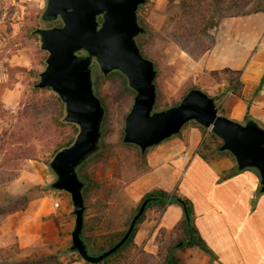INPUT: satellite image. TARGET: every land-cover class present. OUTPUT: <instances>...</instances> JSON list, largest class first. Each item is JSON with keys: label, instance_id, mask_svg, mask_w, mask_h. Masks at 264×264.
<instances>
[{"label": "rangeland", "instance_id": "1", "mask_svg": "<svg viewBox=\"0 0 264 264\" xmlns=\"http://www.w3.org/2000/svg\"><path fill=\"white\" fill-rule=\"evenodd\" d=\"M45 4L46 0H0V205L16 202L22 209L15 212H21L34 200L36 209L62 212L64 219L59 235L66 239L60 247L39 236L21 247L13 231L2 233L3 222L9 214L0 215V264H17L26 258L39 260V264H53L49 256H58L56 251L71 241L74 216L70 213V194L50 187L54 173L49 161L57 150L73 141L78 126L66 121L68 124L57 123V116L64 119L63 102L50 88L36 91L33 88L45 66L47 52L40 48L39 37L32 35L31 30L60 24L59 20H41ZM262 5L264 0H146L140 5L138 17L148 31L141 49L154 62L157 71L154 108L162 110L174 105L194 85L220 102L224 87L219 83L234 80L233 76L227 70L203 69L197 63L201 55L195 56L211 44L215 30L225 20L243 16L240 14ZM212 19L218 25L203 34ZM91 70L94 91L104 102V116L100 147L80 164L78 175L87 185L82 234L91 251L98 253L104 235L122 232L128 227L136 206L147 193L134 198L142 184L138 179L147 166L146 152L143 155L137 146L122 141L124 118L135 92L121 72L118 71L123 76L107 77L95 62ZM190 124L197 126L201 133L198 150L204 140L209 141L211 131L200 124ZM216 142L220 144L219 140ZM24 154L28 158L18 157ZM56 200L58 206L54 205ZM160 211L146 209L143 219ZM67 214L68 222L65 221ZM44 219V216L38 218L30 226L38 230ZM143 219L137 223L136 231ZM170 240L163 237L165 249ZM60 257L63 263L73 260L90 264L76 253ZM146 257L145 252L127 245L102 264H139ZM177 257L186 264L184 258Z\"/></svg>", "mask_w": 264, "mask_h": 264}, {"label": "water", "instance_id": "2", "mask_svg": "<svg viewBox=\"0 0 264 264\" xmlns=\"http://www.w3.org/2000/svg\"><path fill=\"white\" fill-rule=\"evenodd\" d=\"M146 0H46L40 18L59 20V25L35 27L40 48L47 52L45 66L34 88H50L64 104V120L78 126L73 141L57 150L49 167L54 173L50 187L70 194L73 227L70 249L95 264L115 253L130 236L151 197H145L122 236L99 253H89L83 241L85 203L77 167L100 147L104 107L94 91L91 65L103 74L121 72L135 92L124 118V143L140 152L176 135L188 122L208 128L220 139L218 150L229 151L239 170L252 168L264 193V127L253 119L238 122L219 112L215 99L201 88H190L177 104L162 110L157 100L156 68L143 55L136 38L146 31L139 23L138 7ZM184 211L185 207H183Z\"/></svg>", "mask_w": 264, "mask_h": 264}, {"label": "crops", "instance_id": "3", "mask_svg": "<svg viewBox=\"0 0 264 264\" xmlns=\"http://www.w3.org/2000/svg\"><path fill=\"white\" fill-rule=\"evenodd\" d=\"M214 33V43L197 63L209 72L227 70L234 78L219 83L224 87L222 99L216 101L219 112L264 126V12L228 18ZM200 138L199 128L188 122L176 135L148 148L147 167L138 179L142 184L135 200L145 192L162 189L190 202L191 223L204 249H177L175 255L186 264H264V193L258 173L252 168L234 171L236 163L227 155L203 158L197 152ZM34 205L33 200L25 210L7 215L2 233L13 231L21 247L39 236L61 247L66 239L59 235L64 214ZM43 216L46 219L38 230L33 229L30 224ZM183 216L184 209L177 203L147 216L133 237L135 248L161 260L163 237L173 238V228ZM66 218L68 222V214Z\"/></svg>", "mask_w": 264, "mask_h": 264}, {"label": "trees", "instance_id": "4", "mask_svg": "<svg viewBox=\"0 0 264 264\" xmlns=\"http://www.w3.org/2000/svg\"><path fill=\"white\" fill-rule=\"evenodd\" d=\"M200 0H198L199 2ZM190 5H194L190 4ZM253 12H264V6L262 5L261 7L255 8L253 10H249L247 12H244L243 14L240 15H247L249 13H253ZM139 19V23L142 25V23L140 22V18ZM217 24V20H211L210 23H208V26L203 30V34H206L207 29H211L213 27H216ZM148 31L146 30L144 33L140 34L137 37V44L140 47V50L142 52L141 49V45L144 44V36H146V33ZM214 43V37L213 40L211 41V44L207 47L202 49L197 56L202 55L208 48H210L212 46V44ZM143 53V52H142ZM144 54V53H143ZM114 75H120L123 76L121 73H119L118 71L114 70L108 73L107 77H111ZM156 78H157V73H156ZM156 78H155V84H156ZM98 84V81H96ZM192 87H197V86H190L187 91L192 88ZM34 88V87H33ZM38 90L37 88H34V91ZM185 94V93H184ZM210 96V95H209ZM214 99H216V97L212 96ZM58 98V97H57ZM102 105L104 104L103 100L100 98ZM59 101V98H58ZM179 102V101H178ZM177 102V103H178ZM175 103V104H177ZM104 107V106H103ZM218 108V107H217ZM56 122L59 124H68L65 122V120L61 117V116H57L56 117ZM190 123H194L199 125L198 123L194 122V121H190ZM102 132V131H101ZM14 135V134H12ZM210 136L211 138H208L209 141H203L200 145V147L198 148L197 152L199 153L200 156H202L203 158L207 159V160H211V159H215L214 156H221V155H225V154H230L232 156V154L229 151H220L218 150V143L216 142L217 140L220 141L219 137L216 136L214 133L210 132ZM70 142L66 143L65 146L69 145ZM146 152V151H145ZM145 152H143L142 154L144 155ZM27 154L24 155H19V158H28ZM233 158V156H232ZM83 163V162H82ZM80 166V165H79ZM77 167V172H78V168ZM236 169H234V171H239V169H237V167H235ZM81 178V177H80ZM82 179V178H81ZM86 183L83 187V196L85 197V190H86ZM150 196V203L146 205V209H157V210H162L166 205L170 204V203H177L179 205H181L182 207H185L186 212L184 211V216L183 218L174 226L173 228V238L172 241L169 243V245L166 246L164 255L162 257L161 260H157L155 259L153 256L146 254V260H139V264H184L181 262V260L175 255V251L177 249H186V248H193V247H200L201 249H204V244L201 241V239L199 238L197 231L195 229V227L193 226V224L191 223V204L187 199H184L182 197H180L179 195H177L176 193H170L167 192L165 190L162 189H153L149 192H147L146 194H144V196L141 198V200L139 201L138 205L136 206V211L138 209V206L140 205V203L142 202V200L147 197ZM19 209H22L21 204H17L15 203H11L8 205H0V215L3 214H10L13 213ZM144 210V212H145ZM135 211V212H136ZM144 212L140 215V217L137 219L135 226L130 234V236L128 237V239L122 244V246L113 254H111L110 256H108L107 258L103 259L101 262L95 263V264H102L105 260H107L109 257L117 254L121 249H123L124 247H126L127 245H132L133 244V237L135 235L136 232V225L138 222H140L143 217H144ZM84 225V224H83ZM83 230H84V226H83ZM124 233V231L122 232H114V233H110V234H106L103 236V244L100 246L99 251H103L105 250L106 247L111 246L114 242H116ZM83 241L85 242V244L87 245L88 248V252L89 253H93L90 249V246L88 245V243L86 242V239L84 238L83 234ZM59 255L57 256V254H52L49 256V258L53 259V264H70L73 262V260L68 261V262H61V257L60 256H66L69 254H73L76 253L77 256H79V254L73 250L70 249L69 245L63 247V248H59L56 251ZM99 253V252H98ZM140 253H144L142 251H140ZM80 257V256H79ZM41 261V260H40ZM39 260H29V259H25L22 262H19L17 264H39L38 263ZM89 263V262H88ZM91 264V263H90ZM134 264V263H133Z\"/></svg>", "mask_w": 264, "mask_h": 264}, {"label": "built area", "instance_id": "5", "mask_svg": "<svg viewBox=\"0 0 264 264\" xmlns=\"http://www.w3.org/2000/svg\"><path fill=\"white\" fill-rule=\"evenodd\" d=\"M182 157H183V158H187V156H186V155H183ZM54 205H55V206H58V205H59V202H58V200H56V201L54 202Z\"/></svg>", "mask_w": 264, "mask_h": 264}, {"label": "bare ground", "instance_id": "6", "mask_svg": "<svg viewBox=\"0 0 264 264\" xmlns=\"http://www.w3.org/2000/svg\"><path fill=\"white\" fill-rule=\"evenodd\" d=\"M149 203H150V202H149ZM149 203H148V204H149Z\"/></svg>", "mask_w": 264, "mask_h": 264}]
</instances>
